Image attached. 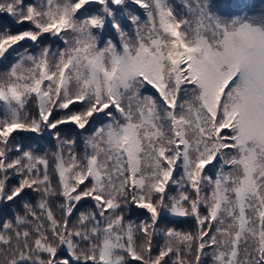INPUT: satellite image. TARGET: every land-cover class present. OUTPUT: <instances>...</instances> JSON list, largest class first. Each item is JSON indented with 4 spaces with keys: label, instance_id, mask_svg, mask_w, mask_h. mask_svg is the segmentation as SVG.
Listing matches in <instances>:
<instances>
[{
    "label": "snow or ice",
    "instance_id": "1",
    "mask_svg": "<svg viewBox=\"0 0 264 264\" xmlns=\"http://www.w3.org/2000/svg\"><path fill=\"white\" fill-rule=\"evenodd\" d=\"M255 8L0 0V264H264Z\"/></svg>",
    "mask_w": 264,
    "mask_h": 264
},
{
    "label": "trees",
    "instance_id": "2",
    "mask_svg": "<svg viewBox=\"0 0 264 264\" xmlns=\"http://www.w3.org/2000/svg\"><path fill=\"white\" fill-rule=\"evenodd\" d=\"M260 1L261 0H249L250 3H254L256 6H257L258 2H260ZM65 134L66 135H72L73 133H72V130L71 129H66ZM133 218H135V216ZM169 226H172V225L169 224ZM175 226L180 227V228H184V227H189L190 225L177 223Z\"/></svg>",
    "mask_w": 264,
    "mask_h": 264
},
{
    "label": "rangeland",
    "instance_id": "3",
    "mask_svg": "<svg viewBox=\"0 0 264 264\" xmlns=\"http://www.w3.org/2000/svg\"><path fill=\"white\" fill-rule=\"evenodd\" d=\"M260 4H261V1H260V2H258V4H257L256 8H255V9H253V10H254V11H259Z\"/></svg>",
    "mask_w": 264,
    "mask_h": 264
}]
</instances>
